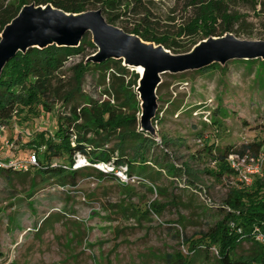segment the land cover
I'll return each instance as SVG.
<instances>
[{
  "label": "rangeland",
  "instance_id": "obj_1",
  "mask_svg": "<svg viewBox=\"0 0 264 264\" xmlns=\"http://www.w3.org/2000/svg\"><path fill=\"white\" fill-rule=\"evenodd\" d=\"M191 2L155 0L146 7V21L157 35L192 50L208 38L201 33L179 37L181 28L195 17ZM257 2L256 8L246 0L229 3L230 12L242 16L234 28L241 40L264 41V0ZM143 17L129 14L123 22L133 27ZM221 34L225 35L218 25L216 35ZM96 51L88 49L86 54ZM65 70L67 83L73 73L70 67ZM133 72L138 74L130 69ZM133 80L126 78L129 85L119 95L121 102L137 95L138 83L133 85ZM83 88L96 99L106 97L105 87L93 74L86 77ZM157 94L159 117L153 121L157 133L153 138L158 146L150 155L182 169L181 177L163 172L153 185L148 180L122 179L120 172L119 180L102 178L87 169L77 186L62 187L58 178L42 177L37 169L10 178L0 174V264H173L172 256H194L185 239H200L222 218L231 187H254L255 182L241 188L229 180H216L209 173L216 165L205 148L214 145L223 151L229 146L264 143V61L163 75ZM63 110L59 104L51 114L42 111L37 118L18 119L3 133L0 153L11 148L4 140L12 138L15 158L27 159L32 152L43 158L45 148L30 142L41 132L54 136ZM162 138L170 143L163 145ZM258 178L264 180V170ZM252 253L250 243L238 250V256ZM195 258L194 264H218L215 248L210 255L202 251Z\"/></svg>",
  "mask_w": 264,
  "mask_h": 264
},
{
  "label": "trees",
  "instance_id": "obj_2",
  "mask_svg": "<svg viewBox=\"0 0 264 264\" xmlns=\"http://www.w3.org/2000/svg\"><path fill=\"white\" fill-rule=\"evenodd\" d=\"M233 1L235 0H192L191 6L196 9L195 17L181 28L179 37L183 35L190 37L200 33L205 38L223 36L224 34L216 35L218 25L222 27L223 33L234 34V28L241 22L242 16L230 12L229 3ZM246 1L251 2L254 8L258 6L257 0ZM36 2V5L51 4L70 13L101 9L109 23L140 36L144 41L163 45L174 54L191 51V48L186 49L179 42L170 43L168 36L157 35L148 25L145 17L148 13L146 7L155 0H36ZM27 4L25 0L17 2L0 0V40L3 29ZM129 14H144V17L137 25L130 27L123 22V18ZM117 23L120 25H116ZM88 49L97 50L90 34L84 36L78 48L55 45L45 49L33 48L26 54L18 53L7 63L0 78V126L6 125L9 128L10 125L16 124L18 119L39 117L42 111L51 114L53 108L59 104L64 110L58 118L54 136L41 132L36 140L30 142L32 144L29 143L35 145L37 142L36 147L45 148L43 158L39 155V167L27 171L16 170L13 167L0 168V174L10 178L14 174H28L32 169H37L42 177L58 178V183L62 187L77 186L82 171L87 169L97 172L102 178L119 180L116 172L126 168L125 173L130 180H148L153 185L163 172L169 177H181L183 170L169 164L168 160L151 158V150L158 145L151 135L140 130L141 110L140 102L137 101L138 94H130L126 101H120L119 95L126 92L129 85L126 84V78L134 77L133 85L137 86L139 74L130 73V69L120 60H108L102 64L86 62L89 57L86 54ZM78 56L81 61L70 67L73 77L66 83V63ZM219 67L225 70L227 65L213 64L193 72L204 73ZM89 74L100 79L101 86L106 89L105 98L96 99L86 93L83 85ZM68 105L72 106L68 108ZM158 117L157 115L156 121ZM74 134L76 140L73 142ZM114 141L116 143L112 145ZM169 143L162 138L163 145L167 146ZM263 148V142L246 144L240 148L229 146L223 151L216 150L214 145L206 147L207 153L216 165V169L209 173L216 180H229L231 183L234 173L227 162L229 155L248 150L257 153ZM4 151L6 152L0 155H7L9 158L11 153L8 150ZM78 159L86 160L89 165L75 167ZM63 160H66L67 164ZM99 164L111 166L113 171L104 172L94 166ZM186 170L184 167V171ZM254 182L251 190L231 187L222 208V218L207 232L202 233L200 239H185L190 254L193 253L194 256L179 255L178 258L172 256L170 260L173 264H194L195 257H199L202 251L210 255L212 248L217 251L218 264H264V243L256 242L253 236L255 228L264 232V180L257 177ZM239 229L242 230L240 234L237 233ZM244 243L252 245L253 253L250 256H238V250Z\"/></svg>",
  "mask_w": 264,
  "mask_h": 264
},
{
  "label": "water",
  "instance_id": "obj_3",
  "mask_svg": "<svg viewBox=\"0 0 264 264\" xmlns=\"http://www.w3.org/2000/svg\"><path fill=\"white\" fill-rule=\"evenodd\" d=\"M90 34L97 51L86 62L102 64L120 60L129 69L142 68L137 94L140 100V130L156 137L153 125L158 112V89L162 76L193 72L213 64L226 66L234 60L264 61V41L241 40L232 33L209 37L184 54H174L163 45L144 41L109 23L101 9L70 13L51 4L24 5L3 29L0 40V78L7 63L18 53L50 46L78 48Z\"/></svg>",
  "mask_w": 264,
  "mask_h": 264
},
{
  "label": "built area",
  "instance_id": "obj_4",
  "mask_svg": "<svg viewBox=\"0 0 264 264\" xmlns=\"http://www.w3.org/2000/svg\"><path fill=\"white\" fill-rule=\"evenodd\" d=\"M80 61L81 58L79 56L72 58L66 63V68L71 67L72 63L74 62L78 63ZM7 129L8 127L6 125L0 126V141H3L2 135ZM75 140L76 135L74 134V136L72 137V141L74 142ZM4 142H6L7 146L10 145L11 148L8 151L11 154L9 158H7V155H0L1 169L13 167L16 170L27 171L30 168L39 167V154L37 152H32L27 159H18L15 158L11 150L12 148H14L15 142L11 143V141L9 140H4ZM78 162H82L81 165H78ZM227 162L234 173L231 183L241 188L251 187L254 184L255 179L259 177L264 170V148L257 153H253L250 150L244 153H232L231 155H229ZM87 165H89V163L86 160L78 159L75 167L78 168ZM94 166L104 172L113 171V168L111 166L105 164ZM119 172L122 179H127V175L125 173L126 168L117 171L116 174L118 175ZM232 228H234V224H232ZM241 232V229L237 231V233L239 234ZM253 236L256 242L264 243V232H262L259 228H255Z\"/></svg>",
  "mask_w": 264,
  "mask_h": 264
},
{
  "label": "bare ground",
  "instance_id": "obj_5",
  "mask_svg": "<svg viewBox=\"0 0 264 264\" xmlns=\"http://www.w3.org/2000/svg\"><path fill=\"white\" fill-rule=\"evenodd\" d=\"M138 70L141 71V72L139 73ZM137 72H138L139 74H142L143 69H142V68H138V69H137ZM81 163H82V162H81Z\"/></svg>",
  "mask_w": 264,
  "mask_h": 264
}]
</instances>
